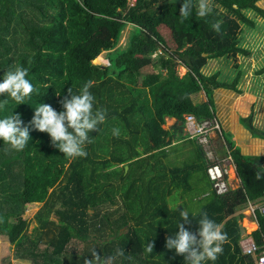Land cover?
<instances>
[{"label":"trees","instance_id":"trees-1","mask_svg":"<svg viewBox=\"0 0 264 264\" xmlns=\"http://www.w3.org/2000/svg\"><path fill=\"white\" fill-rule=\"evenodd\" d=\"M258 1L214 0L211 16L202 19L194 8L181 23L182 0H135L130 6L128 0H0V82L4 73L22 66L29 69L27 79L35 89L25 104L0 97L8 100L0 118L19 113L27 124L42 103L63 111L59 101L67 90L78 94L87 81L93 82L94 108L107 110L106 122L90 133L94 142L86 146L87 157H65L47 133L36 130L21 152L0 140V235L12 245V258L83 264L93 248L102 257L122 248L125 255L115 264H187L165 247L166 238L175 237L177 224L183 223L184 210L169 206L167 197L179 186L190 188V177L200 170L206 186L200 193L209 195L203 196L207 201L199 211L188 212L190 230L198 231L200 214L206 212L229 239L218 259L207 264H253L239 246L245 229L241 210L249 202L264 201V155L243 153L232 135L222 132L239 184L217 195L206 173L207 160L186 138L183 122L186 114L198 120L216 115L215 89L241 93L239 83L250 66L237 61L250 54L242 45V26L261 28L255 17L264 19V9ZM217 20L223 21L220 33L211 28ZM127 24L133 27L118 46ZM102 52L108 63L95 64ZM210 60L220 66L207 68ZM177 65L185 73L179 75ZM150 66L155 81L142 86L139 80ZM200 90L205 99H195ZM167 118L176 121L163 128ZM252 121V112L239 118L252 137L264 140V129ZM114 128L119 136L113 135ZM182 141L192 144L191 159L178 165L166 161ZM27 203H41L30 231L23 217ZM256 221L251 233L260 240L264 216L258 211ZM251 223L248 228L255 227ZM153 240L148 254L144 245Z\"/></svg>","mask_w":264,"mask_h":264},{"label":"clouds","instance_id":"clouds-1","mask_svg":"<svg viewBox=\"0 0 264 264\" xmlns=\"http://www.w3.org/2000/svg\"><path fill=\"white\" fill-rule=\"evenodd\" d=\"M195 8L196 15L200 18H207L214 12V0H182L179 8L180 22L183 23L193 15ZM223 21L217 20L211 24L214 32H221ZM29 69L16 67L4 73L0 82V97L7 96L15 101L16 105L25 104L35 91L33 84L27 79ZM93 87L92 81L83 84L78 94H73L72 89L67 90V95L59 101L63 111H57L50 104H39L34 109V114L26 124L19 113L0 118V140L11 150L21 152L28 145L32 130L47 133L51 144L69 159L87 157L86 146L94 142L90 133L100 130L99 126L107 120V110L94 108L95 97L90 91ZM8 100L0 101V110L5 109ZM216 117V116H215ZM114 136H119L118 128L112 129ZM261 154V153H260ZM258 154V155H260ZM261 172H256L257 180L262 179ZM198 222L197 232L190 230L191 221L187 211H180L178 231L175 237H167L165 247L168 250H175L177 255H182L187 264H207L215 262L224 251V244L229 242L227 233L221 226L202 212ZM185 225H188L186 227ZM145 247V252L153 253L155 241H150ZM125 251L117 248L112 255L102 257L95 249L90 250L91 259H84L83 264H115L124 257Z\"/></svg>","mask_w":264,"mask_h":264},{"label":"rangeland","instance_id":"rangeland-1","mask_svg":"<svg viewBox=\"0 0 264 264\" xmlns=\"http://www.w3.org/2000/svg\"><path fill=\"white\" fill-rule=\"evenodd\" d=\"M134 1L135 0H128V6L132 5ZM257 5L264 9V0H259L257 2ZM255 18L256 24L261 27L260 29H251L247 26H242V45L250 51V54L248 56L239 55L237 61H243L244 63L249 62L250 66L246 73L243 75L242 81L239 83V86L242 89L241 93L236 95L234 91L226 88H217L214 90V109L216 113L215 116L217 119H219L218 121L220 122L221 132L212 135V143L218 156L225 155V151L228 149L225 144V139L222 135V132H229L233 138V134L229 130L225 129L227 123L229 124V119L231 118L230 115L232 113V110L234 112V115H237L236 120L241 127H243V125L239 122V118L245 117L250 112H252L253 124L255 123L257 125L258 123H260L258 127L264 129V19L259 17ZM132 27L133 26L131 24L126 25L125 29L122 32L121 40L118 43V46L124 44L126 34L128 30L132 29ZM159 30L167 41V43L171 44V35L169 30L163 26L160 27ZM105 53L106 52H102L99 56V60H96V62L94 61V63L107 64L108 60ZM157 53L160 52L157 51L153 53L151 57H156ZM219 66V61L210 60L207 68H217ZM175 69L179 75L185 73L186 70L181 65H177ZM258 69H261V72H258ZM153 70L154 68L152 66L147 67L145 69L144 73L148 74L142 76L139 80L142 86H147L153 81H155V76H153L152 74L154 73ZM205 98V94H203V91L200 90L196 94L195 99ZM241 113L243 115H240ZM174 120L167 118L165 124L163 125V128H168L176 121ZM221 121L223 122L221 123ZM243 128L246 129L245 127ZM247 133L249 134V137L253 138L249 131ZM255 139L257 144H254L253 146H246L247 150H244V152L242 151L243 153H261L264 155V140L259 138ZM174 147L175 148L171 149L166 158H164L166 161H170L171 163L178 165L182 164L184 161H188L191 159V151L193 146L190 142L182 141L174 145ZM200 174V170L193 172L192 176L190 177V188L184 189L182 188V186H179V188H175L171 192V194L167 197L169 206L179 205V208L184 207V210L190 213H196L200 210L202 204L207 201V197H203L206 195L203 194L202 196V193H200L201 191H203L202 189L206 188L205 183H203V180L199 179ZM40 205L41 203H27L25 205L23 217L29 220L28 231H30L31 228L36 225L34 213L38 210ZM241 212L244 215V217H242L243 219H241V223L245 227V230H251L255 228H248L247 223H251L252 221L248 217L247 211L245 209L241 210ZM51 218L54 219V215H52ZM11 249L12 245L5 239V237H2L0 235V264H30L27 260L12 258Z\"/></svg>","mask_w":264,"mask_h":264},{"label":"built area","instance_id":"built-area-1","mask_svg":"<svg viewBox=\"0 0 264 264\" xmlns=\"http://www.w3.org/2000/svg\"><path fill=\"white\" fill-rule=\"evenodd\" d=\"M183 129L186 138L196 142L207 160L206 173L211 181V190L217 195H221L236 188L239 184V177L230 151L227 149L225 155L218 156L213 147L212 135L221 132L218 119L214 116L198 120L193 114H186L184 115ZM205 195H209V193L207 192ZM244 209L250 220L255 222L256 228V211L264 216V201L249 202ZM253 229H244L239 238L240 250L251 257L253 264H264V234L262 233L258 240L251 233Z\"/></svg>","mask_w":264,"mask_h":264},{"label":"crops","instance_id":"crops-1","mask_svg":"<svg viewBox=\"0 0 264 264\" xmlns=\"http://www.w3.org/2000/svg\"><path fill=\"white\" fill-rule=\"evenodd\" d=\"M240 115H243V114L241 113ZM230 116H231V118L229 119V124L227 123V125L225 126V129L229 130L233 134V138L232 139H234L233 141H235V145L241 147V150L243 149L242 151L244 152V150H247L246 146H248V145L249 146H253L254 144H257L256 143V139L254 137H253L254 139L249 137V134L247 133L248 131L246 129H244L243 127H241L237 123V120H236L237 115H234L233 110H232V113H231ZM168 119L174 120L175 118H168ZM222 122L223 121H221V123ZM259 124L260 123H258L257 125L255 124V126L258 127ZM263 124H264V120H263ZM258 128H260V127H258ZM257 142H260V141H257ZM253 225H255L254 222L251 223V226H253Z\"/></svg>","mask_w":264,"mask_h":264},{"label":"water","instance_id":"water-1","mask_svg":"<svg viewBox=\"0 0 264 264\" xmlns=\"http://www.w3.org/2000/svg\"><path fill=\"white\" fill-rule=\"evenodd\" d=\"M180 0H164V3L165 4H168V3H177L179 2ZM125 169L127 168V164L124 165Z\"/></svg>","mask_w":264,"mask_h":264}]
</instances>
